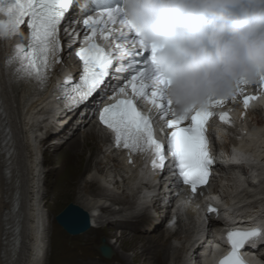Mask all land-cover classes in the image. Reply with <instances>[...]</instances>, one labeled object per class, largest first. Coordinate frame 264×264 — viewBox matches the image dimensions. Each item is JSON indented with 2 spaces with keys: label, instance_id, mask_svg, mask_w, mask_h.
<instances>
[{
  "label": "snow or ice",
  "instance_id": "obj_1",
  "mask_svg": "<svg viewBox=\"0 0 264 264\" xmlns=\"http://www.w3.org/2000/svg\"><path fill=\"white\" fill-rule=\"evenodd\" d=\"M95 12V15L91 13ZM80 16V19H77ZM82 24L85 30L83 46L75 50V55L82 63V72L78 81L65 80L63 97L70 108L79 107L89 101L99 91L102 102L107 94L110 77H117L113 90V103L99 110V121L115 134L116 146L129 150L130 153L151 151L155 159L153 168L164 169L166 151L174 162L175 174L183 184L189 185L195 193L197 187L206 185L214 161L208 148L207 124L216 115L211 109L225 102L235 101L242 96L245 109L250 101L259 99L256 95H244L246 81L239 82L235 91L228 97L210 99L207 107L198 108L177 115L171 101L166 100L164 89L169 80L157 64V56L163 51V45L148 44L140 30L127 21L122 12L121 0H92V6L80 8V0H0V40L21 34L22 26L28 32V44L16 45L13 53L5 57L3 64L6 84L11 89L21 83L45 88L51 70L59 62L62 51L60 31L64 24ZM119 23L120 28L114 26ZM67 31V28H65ZM80 33L73 30L70 36ZM99 37L106 48L97 42ZM114 69V71H113ZM120 74L123 79H120ZM123 86H120V85ZM264 91V75L255 83ZM102 85L106 87L102 88ZM118 88V91L116 89ZM141 99L151 105L161 121V131L166 133L167 144L155 138L152 116L141 112L136 100ZM97 111L93 108V112ZM171 116V118H169ZM219 119L230 124L227 112H221ZM0 155L7 157L9 164L16 155L15 141L11 126L7 123L3 100L0 98ZM4 175L12 182V173L7 168ZM15 184L17 193L12 207L6 213V219L15 213L19 202V169L16 166ZM71 211V210H70ZM211 206L208 212H216ZM12 227V225H8ZM18 227L13 229L12 247L18 245ZM259 228L229 231L227 233L231 251L219 260L218 264H245L240 250L250 238L260 236Z\"/></svg>",
  "mask_w": 264,
  "mask_h": 264
},
{
  "label": "bare ground",
  "instance_id": "obj_2",
  "mask_svg": "<svg viewBox=\"0 0 264 264\" xmlns=\"http://www.w3.org/2000/svg\"><path fill=\"white\" fill-rule=\"evenodd\" d=\"M77 19H80V16H77ZM80 27L81 24L75 22L70 25L66 24L67 33L61 35V41H64V45L62 46L59 58L62 60L56 63L51 70L49 80L44 89L26 84L14 86L11 89L8 87L3 68V64L6 63L4 58L7 57L6 55L9 52H13L15 47L5 49L4 44L0 40V98L3 100L7 123L11 126V134L15 141L16 151L13 163L11 164L7 162L6 156L0 155V264H47L46 261L47 259L49 260V257H47L49 240L53 232V223L49 212L46 213L44 211L45 204H42L44 193L42 194L40 183L44 179L43 176L46 177L51 174L50 172L48 174L44 163L55 160L60 164L58 167L61 169L63 164L61 165L59 160L66 161L71 159L73 161V171H78V174H81L82 171L88 169L92 160L91 158L94 155L101 156V161L97 162L98 166H96V172H94L98 173V175L92 178L91 172L87 174L85 191L87 193L90 192V195L86 196L87 193L83 195L81 197V205L79 206L89 215L90 228H99L97 224L102 220L101 212L111 211L110 216L106 219V225L111 230L108 233L112 234L116 226L123 227L120 242L124 245L125 251L118 257L119 264H133L134 260L136 261L137 259H142L144 261L143 264H169L171 261L174 264H179L182 259V253L186 252L187 254V250H185L186 241L189 240V236L186 234L187 229H182L180 236L174 240V243L172 240L174 236L170 235L165 221L167 213L164 209H157L152 212L148 209V206L133 204L129 200L128 189L131 188V191H134L141 188L139 187L142 183L141 179L147 180L150 178V174L147 171H141L142 177L138 179L136 171L132 169V166L130 168L126 166L128 160L127 153L122 146L119 148L116 146L115 151L111 152V154H108L107 150H105L109 141L108 136L104 134V131L98 129L97 125H94V116L96 114L93 112V108L96 107L94 102L100 97L99 91L93 94L89 101L79 107L70 108L68 103H62L61 108L55 109V111L47 116H43L44 109H47L50 104L47 100H55L52 97L53 92L60 89L63 90L65 80L70 78L75 79L79 74L78 59L75 56L77 47L69 48L68 45L74 42L76 37L74 35L70 36L69 33H72L75 29H80ZM63 32H65V29ZM149 106L150 109H153L151 105ZM242 114H244L245 119L242 121L240 127L248 130L250 133L246 135L245 139V142L246 140L249 141L245 145L242 144L241 147L247 149L254 161H261L260 164L256 162L257 164L252 165L251 168L256 176V180L260 182V188H264V116L262 111L255 109L253 106L251 110L242 112ZM241 128L239 129L235 125L231 132L235 136H238L242 132ZM166 130L168 129L164 131ZM48 135H52V137L57 135L55 142L67 145L65 150H58L56 154L50 155V147L44 140ZM78 135H81V137H78ZM102 139H104L103 145L100 143L103 141ZM53 147L56 148L57 145ZM145 153L137 152L133 154L137 161H140ZM105 160L111 161L113 164V169H111L114 170V178L109 183L114 185V179H116L117 186L111 187L108 181H104L106 178L103 179V176L99 174ZM17 165L19 169V208L17 214L20 219V241L14 252H11L8 250L10 249L8 241L4 242L5 239L7 240V237L4 238L7 232V223L10 222V217L7 219L5 217L6 213L11 209L13 198L17 193L15 184ZM5 168L11 171L12 182H8L6 179L4 175ZM223 169L226 171L225 188L228 190L230 187L232 192H239L237 184L233 188L230 182L235 180L232 175L233 171L235 172L236 170V165H234L231 172L225 167ZM237 169L245 175L250 170L245 165H239ZM104 183L108 185L105 189L101 190V186ZM95 184H99V187L94 188ZM246 192L248 194L250 191L246 189L244 193ZM126 193L127 198L125 200L121 195L125 196ZM253 193L255 195V192ZM104 198L115 202V204H121L125 200L124 206L128 207L127 209H113L111 207L113 205H108L105 200L103 201ZM214 198L219 200L216 196ZM237 198L239 197L227 199L225 202L227 204L236 202ZM240 203L241 200L233 205ZM189 206L187 209L182 208V211L185 209L188 212V216L197 217L200 220L199 210L201 207L196 204H189ZM124 211H127L128 214H123L127 213ZM181 218L184 219L185 215L182 214ZM188 223L189 226L193 225L191 221ZM128 230L132 233L131 236H126ZM199 231L201 233L206 232L204 228L199 229ZM140 232L144 234L150 233V236H142L143 233ZM152 233L154 235H151ZM261 240V238L258 239L259 242ZM196 241L200 240H195L191 245L193 251L187 257V261H190L189 264H216L220 257L216 251L209 253L201 261L202 263L200 262L201 249L205 247L204 242L198 243ZM107 243L104 245L108 246L107 248L110 252L103 257L110 259L111 255H114V245L110 240ZM256 243L257 240H254V244ZM135 248L139 251L136 252L135 257L131 260L127 255V251ZM205 250L204 253L208 252ZM193 258L195 262L191 261ZM247 259L252 264H263L255 254L251 256L247 254ZM90 264L96 263L91 262Z\"/></svg>",
  "mask_w": 264,
  "mask_h": 264
},
{
  "label": "clouds",
  "instance_id": "obj_3",
  "mask_svg": "<svg viewBox=\"0 0 264 264\" xmlns=\"http://www.w3.org/2000/svg\"><path fill=\"white\" fill-rule=\"evenodd\" d=\"M124 18L148 44L177 115L230 96L264 75V0H121Z\"/></svg>",
  "mask_w": 264,
  "mask_h": 264
},
{
  "label": "rangeland",
  "instance_id": "obj_4",
  "mask_svg": "<svg viewBox=\"0 0 264 264\" xmlns=\"http://www.w3.org/2000/svg\"><path fill=\"white\" fill-rule=\"evenodd\" d=\"M56 136L52 137L51 135L50 137L44 139L46 144L50 147V155L56 154L58 150L63 151L67 147V145H64L63 143L57 144V141L55 142ZM78 137H81V135H78ZM102 140L103 141L100 142L101 145L104 144V139ZM54 145H57V147L54 148ZM96 156L97 155L92 156V160L90 161L88 169L82 171L81 174H78V171H73V161L71 159L66 161L59 160L61 165L63 164L61 169L58 167L60 164H58V162L55 160L46 161L44 163V167H46L48 174L49 172L51 174L47 175L46 177L43 176L44 179H42L40 183L42 194L44 193V201L42 200V204H45L44 211L46 213L49 212L51 221L53 223V232L49 240V251L47 255L49 260L47 259V264H90L91 262L96 264H119L118 257L125 251L124 245L120 242V236L122 235L123 227L116 226V228L112 231V234L108 233L111 232V230L109 226L106 225V219L110 216L111 211L105 213L101 212L102 220L99 222V224H97L99 225V228H89L87 231L78 235H73L68 232L57 220L58 215L70 204H75L78 207L81 205V197L87 193L85 191V179L88 177L87 174L91 172L93 176L92 178H95V176L98 175V173L94 172H96V166H98V163L101 161V156ZM112 167L113 164L111 161L105 160V163H103L101 166V172L99 173L103 176V179L106 178L104 181H108V183L112 179V174L114 173ZM95 187H99V184H95L94 188ZM101 187V190H103L104 185ZM89 195L90 192L86 194V196ZM121 196L125 199L127 198V193L125 196ZM109 202L112 201L108 200V205ZM111 205L110 206L116 210H119L120 208L127 209L128 207H125L124 204L119 203H114ZM123 214H128V212ZM131 235L132 233L130 230H128L126 236ZM144 235L149 237L150 233H143L142 236ZM151 235H154V233ZM173 238L174 237H172V240H174ZM108 240H110L114 245V255H111L112 257L110 259L104 258L101 253V247L107 243ZM138 251L139 250L136 248L127 251L129 259L132 260ZM185 255L186 253L183 252L182 259L179 264H187L190 262L186 261ZM191 261L195 262V259L193 258ZM140 263L143 264L144 261L142 259H137L136 261L134 260L133 264ZM169 264L174 263L171 261Z\"/></svg>",
  "mask_w": 264,
  "mask_h": 264
},
{
  "label": "water",
  "instance_id": "obj_5",
  "mask_svg": "<svg viewBox=\"0 0 264 264\" xmlns=\"http://www.w3.org/2000/svg\"><path fill=\"white\" fill-rule=\"evenodd\" d=\"M57 220L71 234L85 232L91 226L89 215L80 207L72 204L66 207V209L58 215ZM11 224L12 226H14L13 220L11 221ZM12 239L13 230L8 237V240H10V242H12ZM109 252L110 251L106 246L103 245L101 247V253L103 256L108 255Z\"/></svg>",
  "mask_w": 264,
  "mask_h": 264
}]
</instances>
